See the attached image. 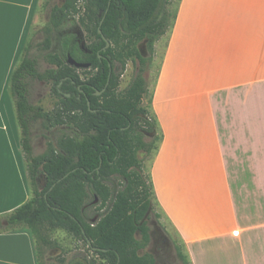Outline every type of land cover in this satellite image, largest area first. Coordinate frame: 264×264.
<instances>
[{
	"label": "crops",
	"instance_id": "crops-1",
	"mask_svg": "<svg viewBox=\"0 0 264 264\" xmlns=\"http://www.w3.org/2000/svg\"><path fill=\"white\" fill-rule=\"evenodd\" d=\"M39 0H0V225L32 198L11 75ZM162 213L193 264H264V0H181L153 85ZM249 108L255 125H249ZM0 264H39L27 229H0Z\"/></svg>",
	"mask_w": 264,
	"mask_h": 264
},
{
	"label": "trees",
	"instance_id": "trees-1",
	"mask_svg": "<svg viewBox=\"0 0 264 264\" xmlns=\"http://www.w3.org/2000/svg\"><path fill=\"white\" fill-rule=\"evenodd\" d=\"M62 1L51 9L44 28L45 59L54 67L41 71L37 59L23 55L11 75L9 90L32 198L9 214L8 227L0 229L29 230L37 257L45 249L60 247L53 232L67 231L92 253L67 264H158L151 253L143 252L151 243L149 214L160 217L154 210L153 202L159 203L151 169L163 131L153 109L154 88L150 90L142 71L125 91L119 87L129 61L141 66L153 62L155 44L170 37L181 0L175 12L169 8L173 0ZM70 21H77L85 33L86 50L77 32H63ZM145 40L152 52L149 59L139 50ZM69 56L91 67L70 66ZM81 73H87L85 79ZM33 80L53 85L59 98L54 112L31 103ZM39 120L47 131L63 127L66 133L56 144L49 142L43 154L34 155L31 127ZM148 156L153 162L147 173ZM113 180L121 186L114 195L108 185ZM97 198L99 210L111 205L93 221L89 201ZM181 241L184 251L177 248L178 258L193 264ZM60 263L66 264L64 259Z\"/></svg>",
	"mask_w": 264,
	"mask_h": 264
},
{
	"label": "rangeland",
	"instance_id": "rangeland-1",
	"mask_svg": "<svg viewBox=\"0 0 264 264\" xmlns=\"http://www.w3.org/2000/svg\"><path fill=\"white\" fill-rule=\"evenodd\" d=\"M180 0H173L170 5L171 12H175L177 5ZM62 0H39L37 5V10L35 17L33 18L31 28L27 35L25 41V50L23 55H27L31 58H35L38 61L39 70L45 71L47 69L53 68L54 66L50 64L45 59L46 50L43 47V42L45 40L46 34L44 31L45 26L48 23L51 9L56 5H62ZM77 21H70L62 29L63 32L73 31L78 32L81 30L80 25H77ZM85 35V33H84ZM58 34L55 36V43ZM169 38L168 36L163 37L155 44V51L153 53V62L141 66L139 62L129 61L125 70L121 74L119 91H125L134 81V79L141 73L146 79L150 90H152L153 85L156 81L157 75L159 73L165 48ZM56 45V44H55ZM139 50L143 56L149 59L152 52L148 48L147 40L143 41L139 45ZM22 58V56H21ZM121 70V68H120ZM87 73H81L83 79H85ZM30 101L34 105L43 107L47 112H54L56 105L58 103V97L53 93V85L33 80L30 82ZM150 96V95H148ZM149 97L146 99L145 103H148ZM10 103L15 105L14 98L9 96ZM251 109L249 108V125H255V117L251 115ZM19 127V126H18ZM20 131V128H19ZM66 133L63 127L53 128L47 131L43 127L41 120L36 121L31 127V137L32 145L34 148V155L43 154L48 147L49 142L57 143V140ZM142 158L145 157V153H140ZM145 172H149L153 162V156H148L145 158ZM255 153L252 149V145L249 143V164H248V187L255 188L256 183V173L263 171L264 165H255ZM28 173V170H27ZM111 188L113 195L121 187L119 180H113L108 183ZM41 188L44 187V183H41ZM90 214L94 216L93 221H95L99 215L106 213L108 207L111 205V201L108 206L99 210L98 205L100 204V199L92 200L90 199ZM155 213H158L160 217L155 216L153 213L149 214L148 226L151 230V243L148 245L143 252L151 253L158 264H182L177 255V248L180 247L184 251L183 243L181 237L176 229L173 227L171 222L162 213L159 205L156 201L153 202ZM52 238L58 242L59 248H51L49 250L45 249L44 253L38 256L39 264H61L60 259H64L65 263H69L74 260H81L85 257H91L92 253L88 251V248L84 241H81L67 231L58 230L52 233ZM142 252V253H143ZM101 261V260H100Z\"/></svg>",
	"mask_w": 264,
	"mask_h": 264
},
{
	"label": "water",
	"instance_id": "water-1",
	"mask_svg": "<svg viewBox=\"0 0 264 264\" xmlns=\"http://www.w3.org/2000/svg\"><path fill=\"white\" fill-rule=\"evenodd\" d=\"M77 33H78L79 37L82 39V44H81L82 48L84 50H86L85 48H86V43L87 42L85 40L84 33L82 31H78ZM99 33L102 34L101 29L99 30ZM103 38L105 39L104 36H103ZM110 46H111V43L108 41L107 42V48H109ZM68 64L70 66L76 67L78 69H88V68L91 67V65L88 64V63H80V62H77L72 56H69V58H68ZM100 93L101 92H98L97 94H100Z\"/></svg>",
	"mask_w": 264,
	"mask_h": 264
},
{
	"label": "flooded vegetation",
	"instance_id": "flooded-vegetation-1",
	"mask_svg": "<svg viewBox=\"0 0 264 264\" xmlns=\"http://www.w3.org/2000/svg\"><path fill=\"white\" fill-rule=\"evenodd\" d=\"M98 93V92H97ZM103 92H101L100 94H97L98 96H102Z\"/></svg>",
	"mask_w": 264,
	"mask_h": 264
}]
</instances>
